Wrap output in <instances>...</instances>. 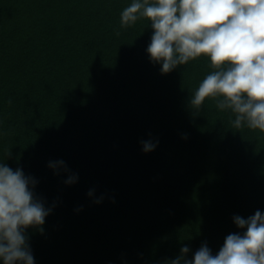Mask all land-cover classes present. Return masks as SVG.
<instances>
[{
	"label": "trees",
	"instance_id": "obj_1",
	"mask_svg": "<svg viewBox=\"0 0 264 264\" xmlns=\"http://www.w3.org/2000/svg\"><path fill=\"white\" fill-rule=\"evenodd\" d=\"M132 2L0 0V163L32 177L51 209L25 230L34 264L215 255L246 230L235 216L264 214V133L236 129L211 99L193 108L209 58L162 74L151 22L121 26Z\"/></svg>",
	"mask_w": 264,
	"mask_h": 264
},
{
	"label": "clouds",
	"instance_id": "obj_2",
	"mask_svg": "<svg viewBox=\"0 0 264 264\" xmlns=\"http://www.w3.org/2000/svg\"><path fill=\"white\" fill-rule=\"evenodd\" d=\"M139 18L151 22L147 53L161 64L162 74L201 56L209 58L213 71L190 99L193 108L211 99L219 109L235 114L236 129L246 124L264 133V0H133L121 12V26ZM142 144L145 152L156 147L151 141ZM49 167L66 165L58 161ZM77 179L73 175L65 183ZM35 184L22 169L0 163L2 264H34L25 230L43 225L51 211L34 198ZM233 219L237 228L246 230L227 235L217 254L202 245L187 259L189 248L184 246L170 264H264V214L257 210L247 219Z\"/></svg>",
	"mask_w": 264,
	"mask_h": 264
}]
</instances>
